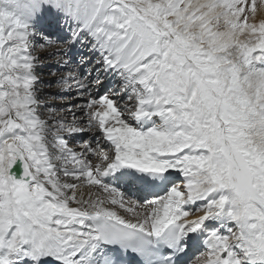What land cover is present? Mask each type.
Wrapping results in <instances>:
<instances>
[{
	"label": "snow or ice",
	"instance_id": "obj_1",
	"mask_svg": "<svg viewBox=\"0 0 264 264\" xmlns=\"http://www.w3.org/2000/svg\"><path fill=\"white\" fill-rule=\"evenodd\" d=\"M0 264H264L257 0H0Z\"/></svg>",
	"mask_w": 264,
	"mask_h": 264
},
{
	"label": "bare ground",
	"instance_id": "obj_2",
	"mask_svg": "<svg viewBox=\"0 0 264 264\" xmlns=\"http://www.w3.org/2000/svg\"><path fill=\"white\" fill-rule=\"evenodd\" d=\"M257 9H258V14L264 15V4L261 3V0H257ZM44 77H46L47 79H51L47 75H45ZM50 102H53V101L50 100ZM85 192H87V190H85Z\"/></svg>",
	"mask_w": 264,
	"mask_h": 264
}]
</instances>
